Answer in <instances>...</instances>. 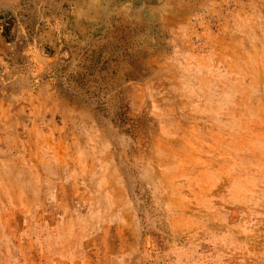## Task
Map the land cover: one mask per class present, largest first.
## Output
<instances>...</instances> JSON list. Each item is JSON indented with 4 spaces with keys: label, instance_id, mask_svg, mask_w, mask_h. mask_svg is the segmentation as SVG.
I'll return each mask as SVG.
<instances>
[{
    "label": "rangeland",
    "instance_id": "1",
    "mask_svg": "<svg viewBox=\"0 0 264 264\" xmlns=\"http://www.w3.org/2000/svg\"><path fill=\"white\" fill-rule=\"evenodd\" d=\"M0 264H264V0H0Z\"/></svg>",
    "mask_w": 264,
    "mask_h": 264
}]
</instances>
